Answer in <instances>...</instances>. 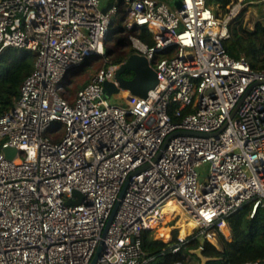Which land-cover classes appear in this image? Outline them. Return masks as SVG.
I'll return each instance as SVG.
<instances>
[{
    "label": "built area",
    "instance_id": "built-area-1",
    "mask_svg": "<svg viewBox=\"0 0 264 264\" xmlns=\"http://www.w3.org/2000/svg\"><path fill=\"white\" fill-rule=\"evenodd\" d=\"M254 3L264 11V0H0V56L37 55L0 116V264H148L143 233L170 200L195 222L174 251L195 233L230 239L228 217L247 202L251 216L264 209V68L224 46ZM118 14L153 33V45L131 40L158 83L115 104L104 86L118 85L107 56ZM96 55L102 64L70 100L71 73ZM74 190L84 197L68 204Z\"/></svg>",
    "mask_w": 264,
    "mask_h": 264
},
{
    "label": "trees",
    "instance_id": "trees-1",
    "mask_svg": "<svg viewBox=\"0 0 264 264\" xmlns=\"http://www.w3.org/2000/svg\"><path fill=\"white\" fill-rule=\"evenodd\" d=\"M230 1L207 0V3L215 8L220 6L221 9H225ZM119 15L120 18L114 20L113 39L111 48H108L107 53L112 62L117 64L123 63L135 52L131 40L132 36H138L150 45L155 43L153 33L147 28L136 26L133 29H127L123 25L122 14ZM242 25L241 19L237 25L234 24L230 28L231 35L224 41V46L234 58L246 57L254 68L263 69L264 47L258 44V40L264 41V25L258 22L255 31L250 34ZM98 56L91 57L71 73L70 85L67 87V97L70 100L81 88L87 85L96 72L91 66L93 60ZM36 59L35 52L18 48H8L0 56V116L13 107L19 99L21 87L33 72ZM124 76L131 78L133 72L127 71ZM55 126L61 127L62 124L58 122ZM1 146L2 143L0 142V148ZM252 209L253 203L247 202L228 217V223L232 229L230 239L219 231L215 234V242L204 239L195 233L184 243H181L180 249L177 251H174L170 244L175 238H185L189 234L181 236L178 228L163 235H157L158 232L152 228L150 233L145 231L142 247L146 252V257L150 259L148 264H193L188 258L191 255L199 260L205 258V264H250L255 262H257L256 264H264V209L259 208L256 214L251 216ZM181 230L182 232H191L193 229L184 223ZM198 249L200 252H197Z\"/></svg>",
    "mask_w": 264,
    "mask_h": 264
},
{
    "label": "water",
    "instance_id": "water-1",
    "mask_svg": "<svg viewBox=\"0 0 264 264\" xmlns=\"http://www.w3.org/2000/svg\"><path fill=\"white\" fill-rule=\"evenodd\" d=\"M112 5L113 2H110L103 11L107 12ZM127 71L133 72L131 78L124 76ZM116 80L118 85L114 82L105 83L104 92L106 97H110L121 90L129 91L130 93L141 97H147L148 92L158 83L157 73L151 65L148 57L136 52L131 54L120 64L116 71ZM17 152V149L13 147L4 148V153L9 159H13L17 155ZM74 194L79 196V199L74 202L68 201V204L80 203L84 197L78 190H74Z\"/></svg>",
    "mask_w": 264,
    "mask_h": 264
},
{
    "label": "rangeland",
    "instance_id": "rangeland-1",
    "mask_svg": "<svg viewBox=\"0 0 264 264\" xmlns=\"http://www.w3.org/2000/svg\"><path fill=\"white\" fill-rule=\"evenodd\" d=\"M106 1H108V0H106ZM165 1H167L173 5V0H165ZM247 1L249 2L250 0H247ZM256 1H259V0H256ZM251 6L252 7H250V9L248 11H246L240 19H238V21L242 19V21H243L242 26H243V28H245L247 30L246 32H248V34L255 31L256 24L258 22H261L264 25L263 5L261 3H257V4L254 3ZM219 7L220 6H216V8H219ZM115 18L116 19L120 18V15L119 14L116 15ZM238 21L235 23L236 25H237ZM112 39L113 38H111V40H109L107 43L108 48H111ZM258 44H260L261 46L264 47V41L263 40H258ZM160 56H162V54H160ZM262 57H264V55ZM103 59H104L103 57L98 56V58L93 60V63L91 66V68H93V71L94 70L96 71V69H98L100 67V65L103 62ZM125 93H126L125 90H121L120 92L114 93L112 96H110L108 98L112 103L120 104V103H123V100L121 98H122V95H124ZM209 168H210L209 163H205L199 168L201 180H204V178L207 177L208 172H209ZM176 215L173 217H170V218L165 217V220H162V221H160V223L158 222L157 224L155 223L156 225L154 224L151 228L155 229L158 232L157 235L167 234L170 230L176 229V228H178L179 234L181 236L192 234L194 232L195 227H193V226L190 227L191 229H193L191 232H182L181 228H182V224H184L185 220L187 222L194 223L193 217L190 214H188L187 212L184 213L182 216H176ZM197 252H200V250L198 249ZM188 258H189L190 262L193 264H205V262H206L205 258H202L201 260H199L194 255L188 256Z\"/></svg>",
    "mask_w": 264,
    "mask_h": 264
},
{
    "label": "bare ground",
    "instance_id": "bare-ground-1",
    "mask_svg": "<svg viewBox=\"0 0 264 264\" xmlns=\"http://www.w3.org/2000/svg\"><path fill=\"white\" fill-rule=\"evenodd\" d=\"M182 212L181 206L174 200H170L169 202H167L161 209V216H156L155 218H153L152 222H151V227L156 223L160 222L162 219L165 220V217H173L176 214H179ZM184 223H187L190 227H195V222L194 223H190L187 222L185 220ZM155 224V225H156ZM190 235V234H189Z\"/></svg>",
    "mask_w": 264,
    "mask_h": 264
}]
</instances>
